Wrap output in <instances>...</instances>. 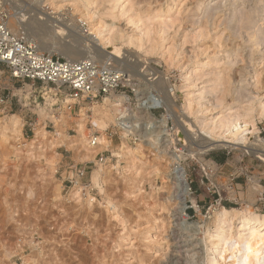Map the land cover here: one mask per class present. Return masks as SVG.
<instances>
[{
    "label": "rangeland",
    "instance_id": "rangeland-1",
    "mask_svg": "<svg viewBox=\"0 0 264 264\" xmlns=\"http://www.w3.org/2000/svg\"><path fill=\"white\" fill-rule=\"evenodd\" d=\"M0 1L2 7L6 6L12 14L10 23L13 25L14 15L26 14L27 9L33 10L37 6L28 3V0ZM225 1L229 9L230 4L235 3L232 5L235 10H227L225 15L218 18L224 20L223 18H229L231 14L237 13L238 16L242 11L251 13V9H255L252 12L253 29L259 37L263 36L264 0H253V3H247L248 0ZM177 2V11L174 9V13L168 14V17L183 18L187 15L193 19L190 20L196 23L195 25L189 23V20L181 24L179 21L173 22V25L169 24L171 27L168 25L167 32H164L166 40L161 45L156 31H153L157 30V23L150 21L149 16L145 17L142 22L149 23L150 30L153 29L146 43L141 47L123 41L113 43L118 50L111 53L113 56L114 53L117 54L115 57L118 61H110V64L130 75V85H138L137 81L149 84L145 73L147 68H153L166 78L163 84H156L154 88L161 94L164 90L174 91L172 106L175 114L167 113L166 107L169 104L166 100L164 109L178 128V136L185 142L186 150L182 152L177 150L178 145L174 149L163 148L153 135L137 141L119 126L110 124L104 131L93 127L89 120L92 119L94 110H105L115 97L124 96L121 92L110 94L98 102L75 105L66 117V105L71 102L67 100L69 98L63 102L51 86L38 82L17 81L4 66H0V94L12 96L11 102L0 104V264H209L206 261L208 253L204 250L209 236L205 231L212 228L213 212L221 207L214 208L211 212H206L205 208L200 207L198 212V208L186 199L183 201L184 208H179L178 200L174 199L175 189L168 178L174 168V161L177 160L171 151L179 157L185 170L190 167L193 181L198 177L199 163H203L190 153V147L195 145L194 138L186 136L176 124H183L184 119L183 115L179 116L178 111L187 112V121H195L194 116L198 114H190L184 107V92H181L179 86H183L182 76L189 73L191 66L208 61L203 68L204 73H196L213 75L221 67H230V72L227 68L225 74L237 77L235 80L240 78L243 84L236 86V83L229 82L227 89L230 93L235 91L234 101H231L228 95L219 108L223 107V104L232 105L234 108L242 106L249 102L251 96L257 97V102L260 97L258 93L264 94V41L260 42L255 63L250 55L254 46L244 43V39L237 35V38L241 39H238V42L244 45L240 57L236 54L238 51H232V41L227 39L228 32L220 27L214 29L210 26L211 22L207 28L208 35L203 40L201 37L197 38L194 35L199 31L202 14L190 10L196 6V2ZM168 4H172V0H132L130 13H150ZM43 5L48 12L54 11L51 6L47 7V3ZM188 10L190 11L187 12ZM33 13L34 11H30V14ZM58 15L66 20L72 17L76 21L78 18V15L68 9ZM218 18L214 21L219 22ZM104 20L117 27L125 36H139L147 25L139 22L135 27L124 17ZM35 28L30 39L39 45L40 38H44L51 43L48 49L53 51L52 54L65 57L62 52L71 45L52 39L46 34L47 27L44 24H36ZM218 34L224 39L222 41L220 38L222 47L213 40ZM243 36L246 40V35ZM150 44L156 46L153 47L155 50ZM99 46L110 51L102 45ZM42 52L48 53L46 49ZM95 58L103 63L98 54ZM254 72L260 73L259 77L262 79L258 88L250 81ZM133 78L136 80H131ZM133 81L135 83H132ZM201 85L198 83V87ZM122 90H125L124 94L128 100L118 103L119 108H133L138 100L141 103L142 100L128 88L124 87ZM218 96V90L209 93V100L218 105ZM237 97L239 100H236ZM81 111L88 116L85 134L91 138L104 133L109 141L108 147L97 151L95 160L81 158L80 153L83 151L71 146L54 147L50 143L52 139L57 138L58 133L62 137L77 135ZM12 115L21 120L19 132H14L8 122ZM257 128H264L263 119L259 120ZM36 130L43 134L39 140L34 139ZM262 133L264 134V130ZM171 138L176 141L175 136L171 135ZM218 154L223 155L224 159L226 156L233 165H237L236 162L242 157L240 150L228 147H214L202 156L209 160L213 159L211 155ZM242 163L253 166L255 172H260L263 167L253 156L242 158ZM222 167L225 174L231 171L226 164ZM79 168L84 172L81 177L75 174V170ZM94 171L99 172L97 184L92 180ZM75 186L79 187V192L72 195ZM88 196L93 198L89 204L86 202ZM190 204L197 212H184ZM239 209L255 212L249 207ZM146 232L152 234L153 240L145 238Z\"/></svg>",
    "mask_w": 264,
    "mask_h": 264
},
{
    "label": "bare ground",
    "instance_id": "bare-ground-1",
    "mask_svg": "<svg viewBox=\"0 0 264 264\" xmlns=\"http://www.w3.org/2000/svg\"><path fill=\"white\" fill-rule=\"evenodd\" d=\"M177 1L178 0H172V4H168L167 6L161 7L155 11H151L150 13L147 11H136L135 15H133L130 13L132 10V0H28V3L37 5L34 7L35 9H27L26 14L18 13L19 16L14 15V25L10 23L9 26L13 30L23 33L27 37H31L34 35V30L36 29L35 25L44 24V26L47 27L46 34L51 36L52 39H57L61 44L65 43L71 45L68 49L62 52L66 58L80 60L87 57L95 58L96 54H98V56L101 57L104 65H111L110 61H118V59L115 57L116 53H114V56L113 53H111L118 50L114 47V45H112L113 43L123 41L138 47H141L144 43H146L145 41L148 40L149 33L153 29L150 30L149 23L142 22L145 17L149 16L148 19L150 21H155V23L158 24H155L157 30L154 29L153 31H156L155 34H157V39L160 40L161 45H163L166 40V37H164L163 34L164 32H167L166 30L168 29L167 27L170 26L169 24H172L175 21H179L181 24V22L189 20V23L195 25L196 23L191 21L190 19L192 18L187 17V15L183 18H181L182 16L179 18L178 16H176L177 18L168 17V14L174 13V9L177 11ZM194 2H196V6H193L194 8H190V10L193 9L195 10L194 12L202 14V21H199V31L197 30L198 33L194 36H197V38L201 37L203 40L206 35H208L207 28L209 26L208 24L211 22L210 26H212L214 29L220 27L223 31L226 30L228 32L227 39L229 38V40L232 41V51H238L236 54L238 53L240 55L242 50H244V45H241L240 42H238L239 40L241 41V39L237 38L238 36L244 39V43H249L251 46H254L255 48L251 50L250 55L255 62V57L259 52L258 47L260 42L264 41V34L262 33L263 36L259 37L256 34V31H254L255 29H253L254 23L252 12H254L255 9H251V13L242 11L243 13H240L238 16L237 13L231 15L229 14V18L225 17L226 19L223 18L224 20H222L218 17L225 15L227 10L234 8L232 5H235V3H231V9H229L226 6L225 0H194ZM248 2L253 3V0H248L247 3ZM45 3L48 4L47 7L51 6V9L54 11L48 12V10H45V7H43V4ZM182 7H184V5ZM186 7L189 8L188 5ZM65 9L72 11L74 15H78L77 20L75 21L72 17L69 20L61 18L58 14ZM30 11H34V13L30 14ZM118 17H124L128 23L135 27L139 22L147 25H145V27L141 30L139 36H134L133 34L130 36H125V34L120 32L117 27L115 28L111 26L104 20L106 18L115 20L118 19ZM215 18H218L220 21H214ZM75 22H78V24L75 25ZM223 31L222 33H224ZM243 34L246 35V40ZM62 35L63 37H61ZM220 38L222 39V37L219 35L213 40H216V42L220 44L218 45L222 47ZM223 40L224 39H222V41ZM50 45V42L46 41L44 38H40L38 48L40 51L46 49L49 54H52L53 51L48 49ZM99 45L110 49V51L101 48ZM150 45H152L150 46L151 48L156 47L154 44ZM206 48L208 49V47ZM224 48H226L225 45ZM150 49L148 48V50ZM153 50L155 49L153 48ZM203 51H205V49ZM243 56H245V54ZM262 57H264V53L262 54ZM207 64L208 61H204L196 64L195 66H191L189 73L182 76L183 86H179V88H181V92H184V107L187 108L190 114L198 113L194 116L195 121H187V119H189V117H185V113L187 112L178 111L179 116L183 115L184 119L183 124L179 122L176 124L182 128L186 136L194 138L195 143L193 142V144L195 145L190 147V153L199 161L204 162L205 159L202 156L203 153L213 149L214 147H228L231 149L240 150L243 153L247 152L250 155H258L264 158V151L261 146L256 143L255 139V135L259 130L257 128V123L260 119L264 120V94H261V92L258 93V96L260 97L257 102L255 100L257 97L251 96L249 97L250 99H248L249 102L247 104H243L242 106L234 108L232 105L223 104V107L219 108L218 106L221 105L223 101H225V98L228 95H230L231 101H234L235 91L230 93V90L227 89L229 82H233L234 84L236 83L237 86L238 84L243 85L241 84L242 80L240 78L235 80L237 77H232L229 74H225V72H227L225 70L228 67L219 68V71L213 75H211L212 73H205L206 75H203V68ZM117 70L122 72L120 69ZM200 71L202 73H196ZM145 73L147 76L150 74L151 76L157 75L156 79L154 78L149 80V84L144 83L148 84L149 87L150 84L151 87H154L156 84L160 85L165 82L166 78L159 74V72L157 73V71L153 68H147ZM123 74L126 78L124 81H129L128 77L130 75L124 72ZM197 75L199 76L197 77ZM259 76L260 73L256 74L255 72L250 76V81L255 85L256 88H258V84L262 81ZM146 79L148 80V77ZM131 80L136 79L133 78ZM198 83H201L202 85L198 87ZM218 85L223 86L218 87ZM216 90L219 91V96L216 100L218 105H214V103L209 100V93H212ZM174 95V91L164 90L163 94L158 92L155 94L156 97L154 96L155 98H152H157L156 100L160 101L163 107L166 106V100V102L169 104V106L166 107L167 113L174 115L176 112H173L172 106ZM136 96H138L139 99H142L140 94H136ZM67 100L69 102L72 101L70 99ZM127 100L128 97L126 95L117 96L105 110L95 109L93 116L91 117L92 119L89 120L90 124L101 131L106 130L110 124L127 130L124 126H122L123 123L121 119L126 113L130 114V109L128 107H124L122 109L118 107V103H122V101ZM236 100H239V98L237 97ZM253 100H255V102ZM140 105V112L142 111V113H145L148 112L149 107L153 104L152 102L142 100ZM70 109H72V106L67 104L66 117L69 116ZM182 110H184V108ZM87 117L88 116L86 113L81 111V119L77 124L78 129L76 136L62 137V135L58 133L57 138L52 139L50 143L53 144L54 147L58 145L71 146L74 149L83 151L80 153L81 158L95 160L97 151L108 147L109 141L104 133H102L99 137L91 138L85 134V131L87 130ZM8 122L10 126L13 127L14 132L20 131L19 129L21 126V120L16 115L9 117ZM42 135L43 134L40 130H36L34 139L39 140V137ZM174 136L175 134H172V137ZM196 136L199 139H196ZM122 138H124V135ZM250 138H254V141L253 139L250 140ZM122 155L123 154L121 153V156ZM98 175L99 172L97 171H94L92 174V180L95 184H97ZM168 178L175 189L174 199L178 200L177 204L179 205V208H184L183 201L186 199H189L196 208L197 206L195 203V196L187 192L185 170L178 162L175 163L174 168L168 175ZM78 192L79 187L75 186V188L72 190V195L78 194ZM92 201L93 198L88 196L86 202L89 204ZM212 218V228H208L205 231V233H207L209 236L208 243L205 244L206 247L204 249L206 250V253H208V260L206 259V261L209 264H264L263 213H255L235 207H221L213 212ZM145 238L147 240H153L152 234L148 232L145 233Z\"/></svg>",
    "mask_w": 264,
    "mask_h": 264
},
{
    "label": "built area",
    "instance_id": "built-area-1",
    "mask_svg": "<svg viewBox=\"0 0 264 264\" xmlns=\"http://www.w3.org/2000/svg\"><path fill=\"white\" fill-rule=\"evenodd\" d=\"M11 15L6 6L2 7L0 1V66H4L13 79L51 86L63 102L66 98L72 100L68 103L72 107L81 103L98 102L117 92L125 95L122 88L126 87L133 95L140 94L141 100L153 104L145 113L139 111V100L135 107L127 106L130 114L126 113L121 121L133 140L142 141L144 137L154 135L163 148L174 149L178 145V151L186 150L184 140L178 136L179 130L167 116L161 102L152 98L157 93L154 87L140 81H137L138 85H130L129 81H124L126 78L123 72H119L112 65H104L93 57L74 60L40 51L34 40L10 28ZM147 77L148 80L156 79L151 74ZM11 98L12 96L0 94V104L11 102ZM263 130L264 128L258 130L255 139L264 151ZM172 134H175L176 141L172 140ZM251 139L254 141V138ZM171 152L177 157L174 162L178 161L183 166L174 151ZM241 156L236 162L237 165H233L226 156L222 163L205 159L203 163H199L198 177L194 181L190 176V167L185 170L183 166L187 192L195 196L198 212L200 207L211 212L212 209L222 206H238L264 213V158L247 152H241ZM251 156L263 166L260 172H255L253 166L242 163V158ZM223 164L231 169L227 174L223 172ZM83 173L80 168L75 170L77 177H81ZM186 210L197 212L191 204L184 212Z\"/></svg>",
    "mask_w": 264,
    "mask_h": 264
},
{
    "label": "trees",
    "instance_id": "trees-1",
    "mask_svg": "<svg viewBox=\"0 0 264 264\" xmlns=\"http://www.w3.org/2000/svg\"><path fill=\"white\" fill-rule=\"evenodd\" d=\"M211 157L218 163H222L224 161L223 155H211Z\"/></svg>",
    "mask_w": 264,
    "mask_h": 264
}]
</instances>
